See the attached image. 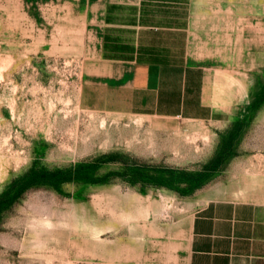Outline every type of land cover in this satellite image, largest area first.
<instances>
[{
    "label": "rangeland",
    "instance_id": "374dc122",
    "mask_svg": "<svg viewBox=\"0 0 264 264\" xmlns=\"http://www.w3.org/2000/svg\"><path fill=\"white\" fill-rule=\"evenodd\" d=\"M108 1L0 0V264H178L208 192L264 161V0H194L190 56L262 116L168 126L81 103Z\"/></svg>",
    "mask_w": 264,
    "mask_h": 264
},
{
    "label": "crops",
    "instance_id": "0c3cea01",
    "mask_svg": "<svg viewBox=\"0 0 264 264\" xmlns=\"http://www.w3.org/2000/svg\"><path fill=\"white\" fill-rule=\"evenodd\" d=\"M193 13L194 0H109L99 45L105 72L88 92L82 89L81 103H91V110L148 117L160 126L262 116L243 111L254 104L247 82L191 63ZM253 152L264 157L262 147ZM245 165L233 182H219L208 192L193 215L185 258L178 264H264V161Z\"/></svg>",
    "mask_w": 264,
    "mask_h": 264
}]
</instances>
